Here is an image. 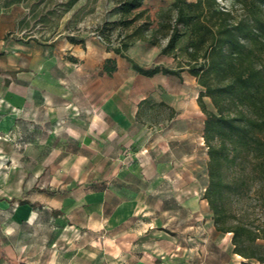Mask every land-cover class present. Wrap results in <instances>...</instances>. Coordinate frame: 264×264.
I'll list each match as a JSON object with an SVG mask.
<instances>
[{"label":"rangeland","instance_id":"obj_1","mask_svg":"<svg viewBox=\"0 0 264 264\" xmlns=\"http://www.w3.org/2000/svg\"><path fill=\"white\" fill-rule=\"evenodd\" d=\"M172 1L145 0L142 8L155 25L160 9L174 13ZM117 17L118 0H0V22L13 26L8 35L41 45L56 41L58 46L56 53L46 48L42 65V92L52 96L54 104H43L35 117L26 118L41 121V128H36L41 138L37 143L31 139L24 143L17 135L0 138V185L2 172L12 165L26 169L30 174L27 182L40 166L71 172L81 163L77 157L82 155L83 130L97 147L90 152L91 175L120 169L130 194L145 186L146 161L138 152L146 153L153 137L155 148H160L158 143L163 141L165 147V185L160 195H155L153 204L160 197L165 207L121 205L117 187L111 181L106 201L90 210L92 217L88 224L79 218L85 212L81 213L78 205L64 213L66 216L57 217V223L52 224L54 230H50V213L45 209L41 215L47 219L38 228L6 230L10 235H42L41 244L45 247H49L50 233L55 234L53 248L58 250L61 262H70L68 256L74 253L79 254L70 262L75 264H235L241 258L232 253L230 234L214 229L207 202L202 199L207 154L202 137L205 115L196 101L200 86L186 71L181 72V77L161 73L145 76L136 72L130 62L107 46L118 45L120 34L125 33L112 23ZM68 37L76 39L72 50L68 49L71 42ZM165 42V38H159L155 44L133 40L125 53L145 67L156 64L172 67L173 58L159 52ZM108 55L118 60V67L116 64L111 74L102 66ZM141 86L151 90L147 91L146 102L137 104L140 113L135 127H116L114 117L107 111L119 106L124 113L134 108L142 95ZM159 101L163 104H158ZM204 101L212 108L208 97ZM67 120L83 121L88 127L65 126ZM72 130L79 140L74 139ZM33 131L31 128L30 136ZM160 136L163 138L159 139ZM121 142L125 143L122 149ZM9 152H21L22 156L10 160ZM85 190L78 188L73 203L81 199ZM191 193L199 198L198 206H178V201ZM69 202L72 199H67ZM194 202V198L190 200ZM68 219L87 226L68 227L66 224H71ZM79 249L81 252L77 253Z\"/></svg>","mask_w":264,"mask_h":264},{"label":"trees","instance_id":"obj_2","mask_svg":"<svg viewBox=\"0 0 264 264\" xmlns=\"http://www.w3.org/2000/svg\"><path fill=\"white\" fill-rule=\"evenodd\" d=\"M144 1L118 0L112 23L125 33L118 45L107 46L142 75L181 77L186 71L195 78L200 86L196 101L205 115L202 199L214 229L230 234L232 253L241 258L238 264L263 263L264 0H173L174 13L160 9L155 25L142 8ZM159 38L166 39L159 52L173 58L172 67H145L125 53L133 40L155 44ZM102 66L111 74L116 62L106 58Z\"/></svg>","mask_w":264,"mask_h":264},{"label":"crops","instance_id":"obj_3","mask_svg":"<svg viewBox=\"0 0 264 264\" xmlns=\"http://www.w3.org/2000/svg\"><path fill=\"white\" fill-rule=\"evenodd\" d=\"M13 29V26L0 22V138L5 136L17 135L22 138L23 142L32 140L35 143L41 138L36 128H41V121L35 119H26L27 116H34L35 113L41 111L43 104L52 106V96L44 95L42 92V65L45 61L47 47L49 51L53 49L56 53L57 42L47 41L48 45H41L34 40H19L12 34H7ZM76 45L70 42L68 49ZM44 48V49H43ZM106 57V56H105ZM104 57V58H105ZM107 58H113L118 67V60L113 55H108ZM106 59V58H105ZM105 61V60H104ZM142 95L136 101V106L132 109H126L123 113L122 107L109 109V116L114 117L115 126L128 129L135 127L137 123L136 112L137 104L142 99L147 98L150 89L146 86H141ZM148 91V93H147ZM50 109H52L50 107ZM39 124V125H38ZM65 126H75L83 129L88 127V123L79 120H67ZM52 125V124H51ZM31 128L33 136L31 135ZM37 132V134H36ZM75 140H79V135L70 131ZM31 137V138H30ZM163 137L160 136L159 139ZM133 140V139H131ZM127 140L126 142H131ZM80 142L82 147V155L77 158L81 159V163L71 172H60L57 168H40L34 173L31 180L27 182V173L24 167L9 166L2 173V183L0 192V264H61L58 259L59 253L53 248L56 235L50 233L48 236L49 247L41 244L42 235H10L7 228L21 230L22 228H38L44 222L46 217H42L43 209L48 210V217L51 224L50 230H54L53 225L57 223V217L69 213L73 208L80 205L81 213L85 212L82 217H79L82 222L88 224L92 215L90 210L96 204L101 205L106 201L107 185L112 181L117 187V197L121 205H143L156 208L165 207L164 200L157 197V202L154 205L155 195L159 193L165 185V147L163 142L158 143V147H154V138L152 142L147 144L146 153L138 152L146 161V177L145 186H139L129 194L126 188L127 181L124 176H120V169L114 170V173L97 172L91 175L89 168V158L91 150L97 149L90 139V135L82 130ZM137 141L134 142L136 144ZM123 144V145H122ZM125 143H120L122 149ZM141 143H138V146ZM143 146V145H142ZM85 153V154H84ZM39 155V156H38ZM10 160H19L22 156L21 152H9ZM39 159L41 155L37 153ZM122 157V156H121ZM85 188V193L82 192L81 199L76 200L75 192L78 188ZM204 189V187H203ZM195 199L194 203L190 200ZM67 199H72V202L67 203ZM199 198L191 193L184 196L178 201V206L181 208H195L198 206ZM58 210L59 213H55ZM69 220V219H68ZM78 220H69L66 225L78 226L83 228L87 225H82ZM99 230V228L97 229ZM52 232V231H51ZM99 236V235H98ZM31 239H37L39 242L31 243ZM81 252L77 251V253ZM61 256V255H60ZM79 254H71L68 256L70 262L77 259ZM81 256V255H80ZM66 262L67 264H75ZM236 262L235 264H238ZM82 264V263H81ZM248 264H264L257 261H250Z\"/></svg>","mask_w":264,"mask_h":264}]
</instances>
